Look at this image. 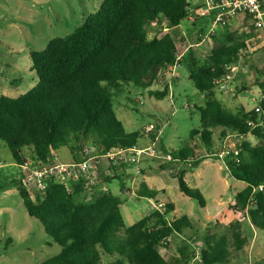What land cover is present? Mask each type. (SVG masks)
<instances>
[{"label":"trees","instance_id":"obj_1","mask_svg":"<svg viewBox=\"0 0 264 264\" xmlns=\"http://www.w3.org/2000/svg\"><path fill=\"white\" fill-rule=\"evenodd\" d=\"M190 10L188 0H103L72 34L50 40L42 51L30 52L36 85L16 98L0 96V142L16 165L26 162L25 148L32 149L31 161L43 165L61 148L73 153L90 143L104 151L136 145L143 134L124 131L113 111L112 97L124 86L148 88L160 73L175 65L179 50L174 36L165 32L149 39L146 30L163 23L174 29L189 17ZM224 41L202 62L191 49L178 62L185 65L186 77L201 94L203 105L193 107L199 114V127L190 131L189 143L167 156L196 168L204 159L196 157L194 139L200 140L207 154L217 156L219 152H213L214 129H222L221 139L229 134L242 138L235 145L238 162L224 161L231 179L244 184L228 209L247 219L253 229L264 231V191L256 190L264 185V129L248 125L250 121L264 124V98L258 102V115L243 109L230 111L215 97L244 57L241 51L247 50L244 39L236 34L227 33ZM167 92L165 87L149 95L162 100ZM160 129L156 126L149 138ZM247 136L256 143L251 144ZM184 174L181 171L175 178L179 193L204 208L203 196L187 185ZM99 179L106 184L119 176L101 171ZM11 184L27 215L37 220L59 247L56 255L41 264H102L107 258L106 264H192L197 257L196 264H228L233 254L248 245L239 219L230 224L229 237L206 229L196 249L183 242L177 257L167 261L159 248L168 249L173 234L180 235L193 226L186 216L168 221L173 210L168 201L163 210L152 209L126 227L119 211L120 199L102 191L100 184L88 202L79 196L81 184L74 190L59 184L49 186L46 196L37 202L15 179ZM157 195L158 191L144 183L136 191L137 198L154 199V205L159 204Z\"/></svg>","mask_w":264,"mask_h":264},{"label":"rangeland","instance_id":"obj_2","mask_svg":"<svg viewBox=\"0 0 264 264\" xmlns=\"http://www.w3.org/2000/svg\"><path fill=\"white\" fill-rule=\"evenodd\" d=\"M102 1L0 0V96L16 98L33 88L37 77L31 69L29 53L44 50L52 39L72 34L99 9ZM188 1L191 9H197L203 3V0ZM192 19H184L174 29L167 28L165 23L161 27L152 25L146 30L147 37L151 39L170 32L177 43L178 55H181L179 62L188 49L193 50L198 62H202L212 48L225 43L227 33L242 37L247 47L246 51H241L244 57L232 68L231 79L215 92V97L230 111H254L264 92V34L248 23H242L240 18L226 29L218 28L209 34L210 17ZM179 66L174 71L160 73L148 88L128 85L112 97L113 111L126 133L139 132L144 136L150 124L161 128L155 143V156H143L137 165L127 167L118 174L119 179L112 181V191L121 201L119 211L123 222L128 227L152 211L154 199L136 197L140 183H144L149 189L158 191V203L168 201L173 205L168 221L186 216L193 224L182 234H173L168 249L159 248L167 261L177 257V249L183 242H189L191 248L196 249L206 229L229 237L230 224L240 219L248 245L246 251L232 255L234 264H264V231L251 228L247 219H241L228 209V204L244 184L231 179L224 161L207 154L198 138L194 139V152L196 157L204 160L196 168H190V162L179 163L167 156V152L189 143L190 131L199 127V114L193 107L203 105L201 94L186 77L185 65ZM165 87L168 92L162 100L149 95L150 92H162ZM221 130L212 131L213 152H220L222 146L231 149L242 140L233 134L221 139ZM247 140L256 143L251 136H247ZM137 144L147 146L146 138L141 137ZM23 153L26 162H30L32 149L25 148ZM56 155L60 161L69 160L66 148L58 150ZM181 171L185 172L187 185L203 196L204 208L179 193L175 178ZM16 173L18 166L6 145L0 142V264H41L56 255L59 247L46 236L41 224L27 215L11 184ZM99 184L102 191L108 192V188L103 187L106 185L103 180ZM108 260L103 259L102 264ZM196 263L198 257L192 264Z\"/></svg>","mask_w":264,"mask_h":264},{"label":"built area","instance_id":"obj_3","mask_svg":"<svg viewBox=\"0 0 264 264\" xmlns=\"http://www.w3.org/2000/svg\"><path fill=\"white\" fill-rule=\"evenodd\" d=\"M192 17H210L212 27L209 34L215 33L218 28L229 26L232 22L240 18L242 23H248L255 30L264 34V0H203L202 5L197 9H191L187 18L193 21ZM181 55L176 56V63L168 70L180 68L179 61ZM230 76L226 77V80ZM255 113L260 115V109L257 106ZM248 125L251 128L261 127L264 124H257L250 121ZM156 129L155 125L150 124L145 130L144 138L147 140V146L140 147L138 144L128 148H116L104 151L94 144L90 143L81 148L78 152L69 153V160L66 162L58 160L54 153L52 160L46 164H35L33 161L25 162L18 166V173L14 179L27 192L34 202L43 199L49 186L56 184L63 185L67 189H73L81 184L82 191L79 196L81 201L88 202L94 195V191L99 185V175L103 171L106 175L120 174L127 167L137 165L143 156H155V143L158 139L160 130L149 138ZM78 158L75 159V157ZM238 150L235 146L226 149L224 146L220 149L218 158L225 161L226 159L237 160ZM105 166V168H104ZM256 190H263L264 185L259 186ZM164 205L159 203L153 204V209L163 210Z\"/></svg>","mask_w":264,"mask_h":264},{"label":"crops","instance_id":"obj_4","mask_svg":"<svg viewBox=\"0 0 264 264\" xmlns=\"http://www.w3.org/2000/svg\"><path fill=\"white\" fill-rule=\"evenodd\" d=\"M231 77H232V76H231ZM231 77H230V79H231ZM224 87H225V84H223L221 88H224ZM221 88H220V89H221ZM220 89H219V90H220ZM262 97L264 98V95H263ZM68 152H69V151H68ZM55 154H56V152H55ZM126 175H129V173L126 174ZM118 176H119V175H118ZM112 181H113V180H112ZM112 181H111V183H106V185L103 186V187L108 188V191H109L113 196H115L114 193H113V191H112V186H111L112 183H113ZM122 183H123V182H122ZM127 190H129V189L127 188ZM116 197H117V196H116ZM250 227H251V226H250ZM251 228H252V227H251ZM244 249H245V248H244ZM244 249H243V250H244ZM245 251H246V249H245ZM240 252H241V251H240ZM240 252H239V253H240ZM176 256H177V255H176ZM234 261H235V259H232V257H231L229 264H234Z\"/></svg>","mask_w":264,"mask_h":264}]
</instances>
